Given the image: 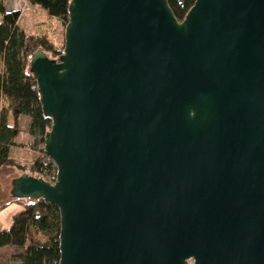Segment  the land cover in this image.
<instances>
[{"label": "water", "instance_id": "water-1", "mask_svg": "<svg viewBox=\"0 0 264 264\" xmlns=\"http://www.w3.org/2000/svg\"><path fill=\"white\" fill-rule=\"evenodd\" d=\"M32 54L59 264H264V0H71ZM56 59V58H55Z\"/></svg>", "mask_w": 264, "mask_h": 264}, {"label": "trees", "instance_id": "trees-1", "mask_svg": "<svg viewBox=\"0 0 264 264\" xmlns=\"http://www.w3.org/2000/svg\"><path fill=\"white\" fill-rule=\"evenodd\" d=\"M27 1L67 26L71 0ZM195 1L168 0V4L181 22ZM20 15V10L8 11L4 0H0V168L10 166L24 172L26 167L10 157V149L20 134L21 117L29 118V133L40 137L42 147L45 134L51 128V119L42 113L37 84L30 72L31 56L42 50L49 58L57 60L63 49L56 50L45 37L27 35L18 25ZM44 158L48 157L42 150V157L29 168L30 175L41 178L45 166L51 169L53 163H45ZM13 202L22 207L13 215L11 224L0 230V249L7 246L22 249L21 264H59L58 208L43 199L13 197L6 205Z\"/></svg>", "mask_w": 264, "mask_h": 264}, {"label": "rangeland", "instance_id": "rangeland-1", "mask_svg": "<svg viewBox=\"0 0 264 264\" xmlns=\"http://www.w3.org/2000/svg\"><path fill=\"white\" fill-rule=\"evenodd\" d=\"M4 4L8 11H14L15 8L20 10L21 15L18 25L27 35L45 37L51 42L56 50H64L66 26L60 22L58 18L50 16L39 6L31 5L27 0H4ZM19 124L20 134L17 137L19 143L16 148V155L26 158L30 163V168L36 163L38 158L42 157V150L44 153V145L42 147V143L39 141L40 137L30 135L29 118L26 116L21 117ZM44 160L45 163L52 162L49 158H44ZM24 172L10 166L1 170L0 188H10L11 179L20 176ZM3 199H6L5 201L9 202L12 200V197L9 193L7 194L2 191L1 188L0 200ZM5 203L0 205V230L11 224L13 215L22 207V205L17 202L7 205ZM3 205L6 206L2 207ZM22 253L23 251L20 248H12L11 246L4 247L0 250V264H21Z\"/></svg>", "mask_w": 264, "mask_h": 264}, {"label": "crops", "instance_id": "crops-1", "mask_svg": "<svg viewBox=\"0 0 264 264\" xmlns=\"http://www.w3.org/2000/svg\"><path fill=\"white\" fill-rule=\"evenodd\" d=\"M13 8H15V7H13ZM15 10H19V9H16L15 8ZM18 139L16 138V140H15V145L14 146H12V148L10 149V157L12 158V159H14V160H16V161H18V162H20V163H22L25 167H26V169H25V172H28V168H29V166H30V163H29V161L26 159V158H22V157H20L19 155H16L17 153H16V148H17V146H18ZM6 167H2V168H0V171L1 170H3V169H5ZM17 177H19V176H17ZM17 177H14V178H10L11 179V182H10V188H3V187H1L2 188V191H4V192H6L7 194L9 193L10 194V192H11V188H12V181L15 179V178H17ZM6 185H7V183H6ZM0 188V189H1ZM10 196H11V194H10ZM8 197V196H7ZM6 199H3V200H0V205L1 204H3V203H5V202H7V201H5ZM6 204V203H5ZM17 212V211H16ZM15 212V213H16ZM12 248H15V247H12ZM1 250V249H0Z\"/></svg>", "mask_w": 264, "mask_h": 264}, {"label": "built area", "instance_id": "built-area-1", "mask_svg": "<svg viewBox=\"0 0 264 264\" xmlns=\"http://www.w3.org/2000/svg\"><path fill=\"white\" fill-rule=\"evenodd\" d=\"M45 165H47V164H45ZM55 173H57V169H56L55 164L53 163V165L51 166V169H49L48 166H45L42 169L41 178L44 180L50 181L51 183H54V181L56 179V176H54Z\"/></svg>", "mask_w": 264, "mask_h": 264}]
</instances>
